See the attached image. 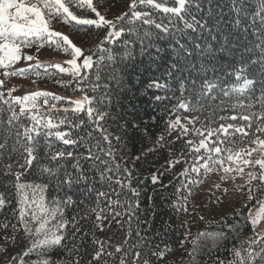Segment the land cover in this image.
<instances>
[{
  "label": "snow or ice",
  "instance_id": "6c2138e0",
  "mask_svg": "<svg viewBox=\"0 0 264 264\" xmlns=\"http://www.w3.org/2000/svg\"><path fill=\"white\" fill-rule=\"evenodd\" d=\"M205 2L210 18L212 0H205ZM138 3L149 5L165 14L170 13L183 23V29L178 27L171 29L169 25L155 22L149 12L136 10ZM68 4H76L78 7L86 4L98 19L79 18L70 11ZM68 4L65 3V0H0V68L5 69L3 72L5 77L34 74L37 78L43 76L51 78L52 74L48 70L51 66L57 68L61 73L67 71L73 77H80L79 86L84 80V77L81 76V68L90 69L93 67L92 56H85L82 48L75 45L68 36L50 30L53 20H60L66 24H72L74 21L73 27L76 25H95L97 28L107 26L109 31L97 45V50L101 52L109 51L103 45L113 43L114 40H110V38H118L125 31L122 23L118 25L112 20L105 19L93 7L92 0H68ZM129 7L131 17L134 20H142V24L149 26V28L144 29L142 34L135 27L128 28L129 34L135 35L137 39L124 41L121 52L110 53L108 57L101 56L100 60L96 62L98 71L96 82L92 84V91L97 92L99 90L98 96L89 98L85 95L80 99L70 101L74 105L70 110L73 113L84 112L87 117V124L83 119L74 122L67 116L54 122L48 113H29L27 110L37 108L36 101L38 98L43 97L45 105L49 103L48 97L54 101L65 99L47 91L38 90L25 95L23 98H14L15 104L20 105V113L17 114L13 111L12 105L9 104L8 111L11 112V115H8L6 120L3 115L5 110L0 107V125H7V127H0V161H3L5 156L8 157V162L4 163V171L0 175L14 177L12 186L16 190L19 206L18 209H14L13 215H16L18 211L20 228H17L16 224L11 225V227L17 229V232L22 230L25 238L31 237L28 240V246L22 253L13 256L9 264H14L17 261L19 264H30V262L31 264H79V260L75 258L79 253V246L75 241L78 239L76 233L80 229L76 228V232H73L70 237L66 231L69 224L75 227L77 217L73 216L71 220L66 219L64 212L68 207L77 203L83 204L84 201L74 198V195L68 193L60 195L65 188L69 192L83 188V192L89 195L95 192L97 206L90 208V211L95 215L96 221L101 222L97 224L101 230L103 229L102 221L107 219L108 214H114V216L128 215V237L130 238L135 234L138 238L137 243L131 246L133 249H137L134 251L132 264H152V257H155L157 264H159L171 251L167 245L161 250L160 244L155 243L156 238L161 235L159 230L151 235H148L152 232L151 229L144 232L133 230L132 223L137 219L136 214L140 209L138 200L140 191L132 187V171L122 167L116 159L118 149H114L113 140L119 143L120 136L110 133L106 127L109 118L115 119L109 111L112 101L108 81L120 82V74L124 69L120 68L119 65L126 68L125 62H131L135 59V50L132 46L138 43L139 55L148 58L150 67L155 65L156 69L160 68L157 61L160 59V53L165 50L156 47L155 53L151 51L154 46L152 27L162 33V35L157 36V39L171 41L169 44L171 51L169 52L170 59L163 66L161 74L163 82L160 77H153L147 84L148 89L156 90L150 103L155 102L156 105H160L166 100L170 102L176 99L175 93L172 92V87H175L180 93V98L175 104L165 105L169 116L175 115L181 109L189 113H201L200 116L181 117L175 115V119L169 118L165 122L164 132L155 141L161 148L168 143H176L177 140L189 133L199 137L198 142L195 139L185 140L177 155L169 157L165 171L171 170L176 164L191 160L189 166L178 174V176L185 178L186 183L182 184V187L188 190L189 195H191L189 185L199 186L203 182L202 177L209 172L217 171L218 167L223 169L224 175L220 177L223 182L235 181L237 175L242 179L246 177L245 185L237 186V190L247 187L248 201L255 200L259 208L253 213L251 207L245 204L244 208L247 209V213L237 209L235 215L243 218L245 226L251 225L252 235L242 241L239 247L234 246L229 250L231 259L216 257L212 264H264V232L256 231L260 222L264 221V195L257 196V193L264 194V138H262L264 136V126H262V122H264V0H257V5L252 13L253 20L259 18L260 30L258 33H254L260 41L255 45V48L259 49L258 52H254L253 48L245 44L229 39L230 34L224 35L223 40L218 45H214L212 41L217 40V37L213 35L215 26L210 24L209 18L197 19L193 12V9L196 12L203 10L204 3L202 0H173V6L170 7L165 6L164 2H156V0H132ZM248 7L247 0H231V10L236 15L234 26L238 27L241 24V16ZM128 15V13H124L123 16L116 19L123 22ZM187 17H191V19L189 20ZM134 20L128 19L127 23L134 25ZM169 24H171V18H169ZM118 28L119 30H116ZM188 30L199 33V40L204 39L205 32L211 39L204 43L198 42L197 39L187 34ZM189 44L192 47H189ZM46 45L49 48L54 46L57 51L68 52L70 49L71 59L64 62L70 65V68L65 69L59 63L45 65L37 61L35 65L27 69L7 71L11 65L21 59L26 61L35 59L24 49L35 46L39 50ZM80 57H83L82 64L77 63V59ZM190 57H196L198 63L191 62ZM105 59L110 63L104 64ZM223 64H227L229 70L227 73H218V68ZM224 75L229 78L234 76L237 83L242 80V85L239 87L236 86V83L230 85L229 80L222 78ZM169 81L172 82L171 85ZM3 83L4 81H0V86ZM58 83L67 87L62 82ZM13 90L9 91V95ZM233 93H239L249 101H256L261 111L258 114L252 112L251 116L241 114V120L249 121L244 126L227 123L212 128L210 124L202 122V117L208 110L211 109L215 115L214 105L217 101L223 105L224 99H231ZM2 99L3 93H0V100ZM235 99L240 107H254L253 104L245 105L239 96H236ZM93 100H95V104H93ZM5 103L8 102L5 101ZM51 107L55 108L56 105L52 104ZM64 111L68 112L69 109H64ZM257 115L259 120L256 121V127L249 138V133L245 131V127L251 128L253 118ZM21 116L30 120L31 125L25 126L20 120ZM220 119L225 120L226 118L221 116ZM228 119L235 121L237 116L232 115ZM182 120H186L187 124L182 123ZM198 122H200V127H196ZM210 123H215V120ZM188 125H192V127L189 128ZM61 126H66L67 130H63ZM21 129H23L22 132ZM229 129H234V131L230 133ZM174 131H178V135L168 141L165 134L172 136ZM94 133H99V135H94ZM236 133H242L241 140L248 138V147H241L236 150L226 146L227 143H236V141L225 139L229 136H235ZM255 133H261L262 136H257ZM220 134H223L224 138ZM53 136L63 145L72 146V150L54 148L51 140ZM214 136L216 138L213 140ZM9 140H12L11 145ZM221 145L225 146L222 147ZM251 145H255V147ZM225 152H227L226 156L224 155ZM254 154L258 155L254 156ZM136 159L139 160L140 157L137 156ZM225 161L229 162L231 166H225ZM257 166L258 171H246L247 168H256ZM32 171L40 173L42 182L22 180V177ZM190 172L195 173L196 177H190ZM162 174L160 173V175ZM151 180L154 185L161 183L155 174L152 175ZM97 182L106 183L108 190L97 189L95 187ZM253 182L256 183L253 184ZM50 187L54 189L56 195L53 196L48 193ZM215 187L219 190L220 184H216ZM125 188L131 193L126 205L122 204L119 199ZM224 191L227 192L228 189L225 188ZM83 192L80 194L83 195ZM113 195L115 199H113ZM133 197L137 199L133 201ZM101 198L107 201V214L104 208L99 207ZM149 199L152 198L149 197ZM184 199L186 201L187 197ZM6 203L9 201L6 200L3 193H0V210L4 208ZM117 207L123 208L124 212L115 211ZM151 207L154 208L155 205L153 204ZM173 208L177 212L188 211L184 204L179 207L173 205ZM200 219L203 220V217L201 216ZM144 222L147 223V220ZM137 223L139 222L137 221ZM33 225H35L34 230ZM181 226L186 228L187 223L185 222ZM209 226H211L210 222ZM8 227L9 224L7 223L0 225V231L6 230ZM167 227H169L167 223L161 221V228L167 229ZM217 227L227 228L229 232L239 234V225L229 224L227 219H224ZM221 236L227 238L228 233L223 231L198 233L191 241L192 247L187 250V255L192 258L189 260V264H195V255L200 247L201 238L215 239ZM4 238L9 239L7 236ZM10 239L12 242H16L17 236L13 235ZM185 240H187V233ZM94 242L100 243L99 241ZM124 243L127 245L128 240H125ZM244 244H247V247H244ZM180 246H184L183 240L180 242ZM145 247L148 248V253L142 257V252L138 249ZM61 249L65 253L64 257L54 259L56 253ZM5 251L7 248H0V252ZM116 251H122V247L117 246ZM123 251L124 256L120 264H128L130 252L127 249H123ZM101 254L102 246L101 251H97L93 259H99ZM24 257H27V260Z\"/></svg>",
  "mask_w": 264,
  "mask_h": 264
},
{
  "label": "trees",
  "instance_id": "16d2710c",
  "mask_svg": "<svg viewBox=\"0 0 264 264\" xmlns=\"http://www.w3.org/2000/svg\"><path fill=\"white\" fill-rule=\"evenodd\" d=\"M156 2H164L165 6H173V0H156ZM68 4V0H65ZM132 0H92L93 7L105 17L107 20H112L118 25L122 23L124 28V33L118 38H110L114 40L113 43H105L104 48L109 49V51L101 52L97 50V45L100 41L104 39L105 35L109 31L107 26H102L97 28L95 25H76L73 21L72 24H66L60 20H53L50 25V30L57 31L63 35L68 36L72 42L81 47L84 55H91L93 59V67L90 69L81 68V76L84 80L79 84L78 81L80 77H73L69 72H59L55 67H49V73H51V78L43 76L42 78H37L34 74L27 76H21L22 82L25 84V88L21 91L20 95L12 97L6 93L3 89L4 83L0 86V93H3V99L0 100V107H3L4 119H7L11 112L8 111V105H12L13 111L17 114L20 113V105L15 104L14 98H23L25 95H29L35 91H47L53 93L57 96L63 97L65 99L54 101L51 97H48V105L44 104V98H38L37 108L27 110L29 113H48L53 118L54 122L63 119L67 116L74 122H78L79 119H83L87 124V117L84 112L73 113L70 109L74 107L70 101L75 99H80L83 96H88L93 98L99 95V90L97 92L92 91V84L96 82V73L98 71L96 62L100 60L101 56L108 57L110 53H119L122 49V44L126 40H136L135 35L129 34L127 31L130 27H135L141 34L144 29L149 28L147 25L142 24V20H134L131 17V9L129 5ZM203 10L196 12L193 9L194 14L197 19L201 17H208V9L205 0ZM249 7L241 16V24L237 27L234 26V20L236 18L235 13L231 10V0H212V14L209 18L210 24L214 25L213 35L217 37V40L212 41L214 45H218L219 42L223 40V36L230 34L229 39L235 42L247 45L253 48L254 52H258L259 49L255 48V45L260 43L258 37L254 33L259 32V18L257 17L253 20L252 13L257 5V0H247ZM70 11L73 12L79 18L82 19H98L95 13L85 4L83 6H77L76 4H68ZM138 11H147L150 13L151 18L157 23H163L169 25L171 29L181 28L184 25L176 17L172 16L170 13L165 14L162 11L153 9L151 6L146 4H137ZM124 13H128V17L125 18L123 22L118 21L116 18L121 17ZM169 18H171V24H169ZM128 19L134 20V25H129L127 23ZM191 19V17H187ZM116 30H119L116 29ZM153 48L151 51L155 53V48L159 47L164 49L160 53V59L157 63L160 65L159 69H156L155 65L149 66L150 62L148 58L141 57L139 55V44H135L132 47L135 50V59L131 62L126 61L127 67L124 68L123 65H119L120 68L124 70L120 74V82L109 80L110 85L109 91L111 92V107L109 111L111 116L115 119L109 118L106 127L110 133L120 136L121 140L116 143L113 140L114 149L116 151V159L120 162L121 166L132 171V187L140 191V196L138 197L140 203V209L137 212V219L133 221L132 228L134 231L139 230L144 232L147 229H151L152 232L148 233L151 235L157 230L160 231L161 235L156 238L155 243L160 244V249H164L167 245L168 249H171L159 264H189V260L192 259L187 255V250H189L192 245L191 241L196 237L198 233L201 232H226L228 237L223 236L218 238H201L199 241L200 247L198 248L195 255V264H212V261L216 257L221 259H231L230 249L234 246L239 247L242 241H245L250 235H252L251 225H244L243 218L237 217L235 215V210L239 209L245 214L247 209L244 208L245 204L249 207H254L257 204L254 201L249 202L247 199V187L241 190H237V186L245 185L246 177L243 179L237 175L235 181H221L220 177L224 175L223 169L218 167L217 171L209 172L206 176H203V182L196 185H189L191 189V195L187 189L182 187V184L186 183V180L182 176H178L179 173L183 172L185 168L189 166L191 160L187 162H181L176 164L171 170L165 171L168 165L169 157L175 156L181 149L183 142L187 139H195L197 142L199 140L198 136H194L189 133L187 136L181 137L176 143H168L163 148L160 147L155 141L164 132L165 122L171 118L175 119V115L181 117L184 116H200L201 113L192 112L189 115L181 114L179 111L173 116H169L168 110L165 105L175 104L180 98V93L175 87H172V92L175 93L176 99L169 101H164L163 104L156 105L155 102L150 103L155 89H148L147 84L153 77H160L163 82L162 72L164 64L170 59L169 44L171 41L164 39H157V36L162 35L154 27L151 28ZM198 42L204 43L210 40L208 33H204V39L199 40V33H194L188 30L187 33ZM189 47H192L189 44ZM25 52L31 54L35 57L32 61H26L21 59L24 67H20L19 62L14 64L12 71H17L19 69H27L32 65H35L37 61L45 65H52L59 63L65 69L70 68V65L64 63L66 60L71 59L70 49L68 52L62 50L57 51L55 47L49 48L47 45L43 48L37 50L35 46L30 49H24ZM191 62L198 63L196 57L189 58ZM83 57L77 59L78 64H82ZM104 64L110 63L107 59L103 61ZM20 67V68H19ZM228 65L223 64L218 68L219 72L227 73ZM108 71V70H106ZM186 75V74H185ZM179 78V77H177ZM225 80H229V84L240 83L236 82L235 77L229 78L227 75L222 77ZM0 81H4L2 77V68H0ZM35 81V83H33ZM62 82L67 87L61 86ZM171 85L172 82L169 81ZM83 89V91H81ZM146 93V94H145ZM164 94V93H160ZM259 95V92H257ZM239 96L240 100L244 102L245 105L253 104L252 108L240 107L235 99ZM7 101L8 103H5ZM55 104L56 107L52 108L51 105ZM95 104V100H93ZM87 107V105H86ZM215 115H213L212 110H208L202 117V122L210 124V127L216 128L220 124L232 123L239 126H244L249 123V121H243L240 119L241 114H248L251 116L252 112L257 114L261 111L259 104L252 100L249 101L245 96L239 93H233L232 98H225L224 104L221 105L217 101L214 105ZM64 109H69L65 112ZM223 109V110H221ZM236 115L237 120L232 121L228 119L230 116ZM224 116L226 119L221 120L220 117ZM25 126H30L31 121L26 119L24 116L20 117ZM215 120V123H210ZM259 120V116L253 118L252 127H245V131L249 133V138L252 136L253 131L256 127V121ZM103 123V122H102ZM182 123L187 124L186 120H182ZM264 126V122H262ZM0 127H7L6 124L0 125ZM63 130H67L66 126H61ZM189 128L192 125H188ZM196 127H200V122L196 124ZM23 129H21V132ZM234 129H229V132H233ZM94 135H99V133H94ZM178 135V131H174L172 136H167L166 139L171 141L173 137ZM222 138L223 134H220ZM257 136H262L261 133H255ZM242 133H236L235 136H229L225 139L227 141H236L235 144L227 143V147L235 148L239 150L241 147H248L247 139L241 140ZM214 136L212 139L214 140ZM264 138V136H262ZM53 142V147L58 149L68 148L72 150V146H65L61 141H59L54 136L51 138ZM9 144H12V140H9ZM224 147L225 145H221ZM255 147V145H251ZM171 149V151H170ZM203 151V150H202ZM227 155V152L224 153ZM258 155V154H254ZM139 156L140 159L137 160L136 157ZM123 157V159H121ZM8 162V157L5 156L3 161H0V173L4 171V163ZM225 166H231L229 162L225 161ZM87 167V164H85ZM23 171L22 169H20ZM258 171V166L256 168H247L246 171ZM203 171V170H201ZM160 173H163L160 175ZM155 174L158 176L161 183L153 184L151 177ZM190 177H196L195 173H189ZM14 177H7L0 175V193H3L6 200L4 208L0 210V225L5 223L9 224L8 229L0 231V248H7V251L0 252V264H9L11 258L16 256L28 246V240L25 238L22 230L17 232V229L12 228L11 225L16 224L17 228H20L18 224V211L16 215H13L14 209H18L16 190L12 186V181ZM23 181L28 182H42V177L38 171H32L30 174L22 177ZM256 182H253L255 184ZM216 184H220L219 190L215 187ZM95 187L101 191L108 190V186L104 182H97ZM115 187V185H113ZM228 189L227 192L224 189ZM179 189V191H178ZM83 188L78 191L73 190L69 192L65 188V193L74 195V198L82 199L83 204L77 203L71 207L65 209L64 216L66 219L71 220V217H77V223L75 227L69 224L66 229L68 236L70 237L73 232H76V228L80 231L76 233L78 239L75 243L79 246V253L75 257L79 260V264H120L122 257L124 256L123 249H127L130 252L128 257V264H132L134 258V251L131 246L137 243L138 238L133 234L130 238L128 237V215L122 214L121 216H114V214H108L107 219L102 221L103 229L101 230L97 227L98 222L96 221L95 215L90 211V208L97 206L95 192L89 195L83 192ZM48 193L51 195H56V192L52 187L48 189ZM264 194L257 193V196H262ZM131 193L128 192L127 188L124 189V193L119 197L122 204H127ZM149 197L152 199L150 200ZM185 197L187 200L185 201ZM50 199V197H49ZM113 199L115 196L113 195ZM133 201L137 198L133 197ZM155 207H151V205ZM184 204L188 211L185 212L175 211L173 205L179 207ZM99 207L104 208L105 213H108L107 201L103 198L99 201ZM99 211V208H97ZM117 212H124L123 208H115ZM203 217V220L200 217ZM85 217V218H81ZM224 219H227L229 224H238L239 234L236 235L229 232L227 228H219L217 225L222 223ZM147 220V223L144 221ZM137 221L139 223H137ZM161 221H165L169 227L167 229L161 228ZM187 223V227H182L181 225ZM209 222L210 225L209 226ZM35 225H33V230ZM187 233V240H185V234ZM13 235L17 236L16 242L11 241ZM7 236L9 239H5ZM125 240H128V244L125 245ZM184 241V246H180V242ZM94 241H99L96 243ZM102 254L99 259H93L97 251H101ZM117 246L122 247V251L117 252ZM247 247V244H244ZM142 252V257L147 255L148 248L138 249ZM65 253L61 249L59 250L54 259H61L64 257ZM27 260V257H24ZM152 264H157L156 258L152 257ZM14 264H19V262H14ZM31 264V262H30Z\"/></svg>",
  "mask_w": 264,
  "mask_h": 264
},
{
  "label": "rangeland",
  "instance_id": "374dc122",
  "mask_svg": "<svg viewBox=\"0 0 264 264\" xmlns=\"http://www.w3.org/2000/svg\"><path fill=\"white\" fill-rule=\"evenodd\" d=\"M19 65L20 67H24L26 64H23L21 61L19 62ZM19 67V68H20ZM14 68V64L11 65L7 71L11 72V70ZM5 71V69L2 68V77L4 79V86H3V90L9 94V91L10 90H13L11 91V96L12 97H15V96H18L20 95L21 91H23V89L25 88V84L22 82L21 80V76H7L5 77L3 75V72ZM242 85V80L240 81V83L238 85H236L237 87L241 86ZM179 112L181 114H184V115H189L190 113L189 112H185L184 110H179ZM259 208V205L257 204L256 206L252 207V212L255 213L257 211V209ZM257 232H264V221H261L260 224L257 226V229H256Z\"/></svg>",
  "mask_w": 264,
  "mask_h": 264
}]
</instances>
